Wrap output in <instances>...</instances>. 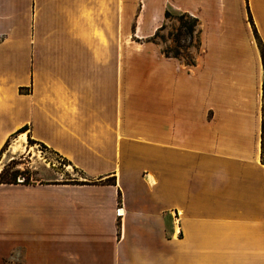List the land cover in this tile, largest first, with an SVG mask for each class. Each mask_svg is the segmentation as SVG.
<instances>
[{
  "label": "crops",
  "instance_id": "0c3cea01",
  "mask_svg": "<svg viewBox=\"0 0 264 264\" xmlns=\"http://www.w3.org/2000/svg\"><path fill=\"white\" fill-rule=\"evenodd\" d=\"M23 127L98 183L0 182V264H264V0H0V156Z\"/></svg>",
  "mask_w": 264,
  "mask_h": 264
},
{
  "label": "rangeland",
  "instance_id": "374dc122",
  "mask_svg": "<svg viewBox=\"0 0 264 264\" xmlns=\"http://www.w3.org/2000/svg\"><path fill=\"white\" fill-rule=\"evenodd\" d=\"M181 13L172 12L167 19V23L160 30L158 37L153 42H160L164 49L171 54L179 53V57L185 63H195L197 51L199 49L198 38L191 39L186 32V28L180 29L179 16ZM183 22H192L191 17H186ZM191 66V65H190ZM22 136V135H21ZM19 141L18 134L8 141L0 156V180L10 178L17 174V182L33 183L34 181H46L48 179L60 178L64 181H74L85 179V176L69 167L55 152L46 147L28 142L23 149V153L18 154L13 150L15 143ZM11 143V144H10ZM12 145V148L9 146ZM30 145L31 153L27 151ZM70 170V171H68ZM9 229V228H8ZM10 230V229H9ZM3 264H14L9 258L4 259Z\"/></svg>",
  "mask_w": 264,
  "mask_h": 264
},
{
  "label": "trees",
  "instance_id": "16d2710c",
  "mask_svg": "<svg viewBox=\"0 0 264 264\" xmlns=\"http://www.w3.org/2000/svg\"><path fill=\"white\" fill-rule=\"evenodd\" d=\"M171 16V12L170 11H166V18L168 19L169 17ZM186 17H191L192 18V22H183V19L184 18H186ZM179 18V21H180V24H181V26H180V29L182 28V27H185L186 28V32H187V34L189 35V37H191V39H193L194 40V38H198V40H199V32H198V25H199V20L197 19V18H195V17H193V16H191V15H189V14H187V13H181L180 14V16L178 17ZM164 27V25L161 27V28H159V30L156 32V34L153 36V39H151V40H155V39H157L158 37H160V35H159V32H160V30L162 29ZM199 44H200V41H199ZM163 52H164V54L166 55V56H168V57H178V58H180L179 57V53H176V54H171L168 50H163ZM188 65H193L194 64V62H191V63H187ZM24 131H26V128L25 127H23V128H21V129H19L17 132H16V134H18V133H21V132H24ZM29 140H30V142H34L32 139H30L29 138ZM8 144V142L6 143V145ZM42 146H44V145H42ZM44 147H46V146H44ZM83 174V173H82ZM84 175V174H83ZM0 182L1 183H8V184H11V183H18L17 182V174L16 175H11V177L10 178H5V179H3V180H0ZM73 183H76V184H93V183H98V181H79V180H74V181H72ZM105 182H107V183H109V184H116V181H115V177H112V178H109V179H107ZM25 183H27V182H25Z\"/></svg>",
  "mask_w": 264,
  "mask_h": 264
},
{
  "label": "bare ground",
  "instance_id": "6f19581e",
  "mask_svg": "<svg viewBox=\"0 0 264 264\" xmlns=\"http://www.w3.org/2000/svg\"><path fill=\"white\" fill-rule=\"evenodd\" d=\"M20 148H23V144L21 141H18L17 143H15V147L14 150H18ZM121 212V211H120Z\"/></svg>",
  "mask_w": 264,
  "mask_h": 264
},
{
  "label": "built area",
  "instance_id": "2783aa9c",
  "mask_svg": "<svg viewBox=\"0 0 264 264\" xmlns=\"http://www.w3.org/2000/svg\"><path fill=\"white\" fill-rule=\"evenodd\" d=\"M122 208H118L117 209V213H119V215L121 214L120 211H121Z\"/></svg>",
  "mask_w": 264,
  "mask_h": 264
}]
</instances>
